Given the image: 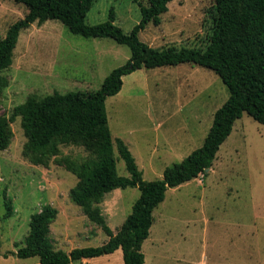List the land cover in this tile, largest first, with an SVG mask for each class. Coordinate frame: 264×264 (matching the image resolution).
I'll list each match as a JSON object with an SVG mask.
<instances>
[{"label": "rangeland", "instance_id": "374dc122", "mask_svg": "<svg viewBox=\"0 0 264 264\" xmlns=\"http://www.w3.org/2000/svg\"><path fill=\"white\" fill-rule=\"evenodd\" d=\"M215 5L216 0H172L161 23L149 22L139 37L159 48L205 49L215 26ZM111 8L115 24L126 33L141 21L135 0H95L87 23L106 21ZM27 11L23 4L0 0V39ZM130 57V47L113 38L84 37L55 19L35 22L21 31L12 65L0 71L8 79L0 90V114L10 115L31 94L95 91ZM229 95L216 72L195 63L143 67L123 76L119 93L106 99L119 174L130 176L117 138L128 145L145 180L160 179L166 167L203 145L216 110ZM11 126V144L0 150V264H40L38 256L20 258L16 251L25 244L32 215L46 204L59 210L50 227L57 249L70 252L107 242L104 229L70 197L76 176L55 160L48 166L32 163L23 154L27 138L21 118ZM88 154L71 144L62 145L59 156ZM139 195L138 186L105 194L99 205L114 233ZM7 201L12 204L9 216ZM153 214L155 221L142 247L145 264H264V123L243 113L213 166L195 179L168 188ZM106 255L88 264H107L118 255L110 264H124L122 249L112 257Z\"/></svg>", "mask_w": 264, "mask_h": 264}, {"label": "trees", "instance_id": "16d2710c", "mask_svg": "<svg viewBox=\"0 0 264 264\" xmlns=\"http://www.w3.org/2000/svg\"><path fill=\"white\" fill-rule=\"evenodd\" d=\"M13 1L25 5L28 11L0 39V71L12 65L21 31L48 19L61 21L75 34L110 37L131 49L130 59L114 68L95 91H54L42 97L31 94L25 102L16 105L10 115L0 114V150L10 146L14 133L11 125L20 117L27 138L24 156L32 163L44 166L55 160L73 173L77 183L70 191L71 199L109 236L107 242L99 246L74 248L70 252L57 249L50 238V227L59 210L46 204L32 215L30 231L24 246L16 251L17 256H38L40 264H69L111 254L121 248L124 264H145L143 242L155 221L154 209L165 199L167 189L206 173L243 113L264 123V0H216L215 26L205 49L175 45L159 48L140 39V31L149 22L161 23V15L168 11L172 0H146V3L135 0L142 18L128 33L115 24L114 8L110 9L106 21L87 23V14L95 0ZM183 63L212 69L230 93L216 110L203 145L183 160L166 167L162 178L145 180L128 145L117 138L118 152L130 173L129 177L120 175L106 109L107 97L119 93L123 76L137 69ZM7 85V77L0 76V90ZM71 144L83 147L89 154L81 158L60 157L61 146ZM128 186H138L140 195L131 213L114 233L99 204L106 193ZM11 212L12 204L7 201L6 215Z\"/></svg>", "mask_w": 264, "mask_h": 264}, {"label": "crops", "instance_id": "0c3cea01", "mask_svg": "<svg viewBox=\"0 0 264 264\" xmlns=\"http://www.w3.org/2000/svg\"><path fill=\"white\" fill-rule=\"evenodd\" d=\"M121 249V248H119ZM119 249H117L115 252H117ZM115 252L111 253V254H107L106 256H113L115 254ZM123 252V251H122ZM97 257H94V258H84V259H81L85 264H88L90 261L96 259ZM118 258H120V256H114L113 258H110L107 262V264H110L113 260H117ZM123 262H124V258H123Z\"/></svg>", "mask_w": 264, "mask_h": 264}, {"label": "water", "instance_id": "95a60500", "mask_svg": "<svg viewBox=\"0 0 264 264\" xmlns=\"http://www.w3.org/2000/svg\"><path fill=\"white\" fill-rule=\"evenodd\" d=\"M207 170H209V169H207Z\"/></svg>", "mask_w": 264, "mask_h": 264}]
</instances>
